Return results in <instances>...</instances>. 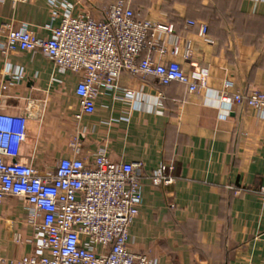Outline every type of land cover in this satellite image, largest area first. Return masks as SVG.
<instances>
[{"label":"crops","instance_id":"crops-1","mask_svg":"<svg viewBox=\"0 0 264 264\" xmlns=\"http://www.w3.org/2000/svg\"><path fill=\"white\" fill-rule=\"evenodd\" d=\"M64 1L100 20L115 0ZM127 1L136 19L172 24L181 51L189 41V58H166L185 71L205 68L206 86L191 94L184 83L123 71L118 89L103 91L93 113L76 117V74L59 71L39 51L0 52V110L28 108L22 153L50 168L71 154L76 138L82 153L104 149L114 160L140 161L141 199L127 242L135 253L159 264H264V118L221 97L264 91V0ZM48 2L0 1V23L49 36L59 18ZM188 19L195 24L186 26ZM163 163L172 166L166 174L173 182L152 185L149 174ZM25 212L17 197L0 205V264L34 250Z\"/></svg>","mask_w":264,"mask_h":264},{"label":"built area","instance_id":"built-area-1","mask_svg":"<svg viewBox=\"0 0 264 264\" xmlns=\"http://www.w3.org/2000/svg\"><path fill=\"white\" fill-rule=\"evenodd\" d=\"M3 1V0H0ZM13 2L18 0H12ZM52 18L50 35L39 37L25 25L11 21L0 23V52L39 51L59 71L77 75L74 93L81 113L91 114L95 100L103 91L116 90L123 71L134 76H154L158 83L178 81L191 94L206 86L207 70L193 67L185 71L175 60L190 56L189 41L180 48L172 24L151 19H136L127 0H115L102 19L87 11H73L64 0H49ZM195 21L188 19L186 25ZM206 23L199 34H206ZM144 50L147 53L141 56ZM225 81V87L230 86ZM126 96L132 91L123 88ZM117 97V96H116ZM222 99L230 104L246 105L264 118V91L233 93ZM20 114L0 110V205L8 197L24 201L25 226L32 229L34 250L10 264H159L144 253L127 247L129 227L138 213L141 199L140 161L114 160L98 149L82 153L78 141H71L72 152L58 156L50 168L40 169L31 156L22 153L28 134V108ZM171 165L161 164L149 174L152 185H169L166 174ZM264 202V185L258 189ZM20 238L19 233L15 239Z\"/></svg>","mask_w":264,"mask_h":264},{"label":"trees","instance_id":"trees-1","mask_svg":"<svg viewBox=\"0 0 264 264\" xmlns=\"http://www.w3.org/2000/svg\"><path fill=\"white\" fill-rule=\"evenodd\" d=\"M106 10V9H105ZM105 12V11H104ZM103 15H104V13H103ZM186 26H188V25H186Z\"/></svg>","mask_w":264,"mask_h":264}]
</instances>
